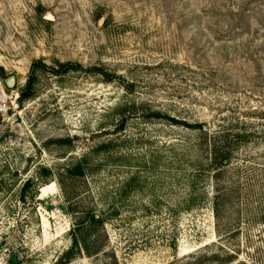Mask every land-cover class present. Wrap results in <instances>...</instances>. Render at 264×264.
Segmentation results:
<instances>
[{"label":"rangeland","instance_id":"rangeland-1","mask_svg":"<svg viewBox=\"0 0 264 264\" xmlns=\"http://www.w3.org/2000/svg\"><path fill=\"white\" fill-rule=\"evenodd\" d=\"M0 97V264H264V0H0Z\"/></svg>","mask_w":264,"mask_h":264},{"label":"trees","instance_id":"trees-1","mask_svg":"<svg viewBox=\"0 0 264 264\" xmlns=\"http://www.w3.org/2000/svg\"><path fill=\"white\" fill-rule=\"evenodd\" d=\"M37 66L42 68V69L46 68V66H44L39 61H32L30 63L29 72H28V76L26 78L25 84L19 90V96H18L19 99L25 98V97H27V96H29L31 94V85H32V82H33V79H34L33 72H34V69ZM56 66H57L56 69H54V68H46V69H49V71H51L52 73L61 74V73H64V72H66L68 70H73V69L78 67L77 64H73V63H70V62L58 63ZM169 121L176 123V121L173 120L172 118H169ZM188 127H190V125ZM191 127H193V126H191ZM195 127L200 129L201 132H205L204 130H202L201 125L196 124ZM67 172H68L69 175H81L82 168L79 165H77V166H75V168H67ZM217 203H218V200H216V202L213 205L212 210H211L212 217L214 219L216 218V215H217V212H218ZM88 218H89V222H93V223H99L100 222V219L97 218V216L94 215V214H89ZM72 242H73L72 243L73 244V248H75L76 247L75 246V244H76L75 236H73ZM66 257H67V252L64 255H62V261L63 262H65V260H67Z\"/></svg>","mask_w":264,"mask_h":264},{"label":"water","instance_id":"water-1","mask_svg":"<svg viewBox=\"0 0 264 264\" xmlns=\"http://www.w3.org/2000/svg\"><path fill=\"white\" fill-rule=\"evenodd\" d=\"M44 17L47 18V19H50V16H49L48 13H45ZM105 17H106V13L105 12H103L102 14L99 15V17L96 20V27H100L101 26V24H102V22H103V20H104ZM4 82H5V85L7 87H11L12 84H13V76L12 75L8 76L5 79Z\"/></svg>","mask_w":264,"mask_h":264},{"label":"built area","instance_id":"built-area-1","mask_svg":"<svg viewBox=\"0 0 264 264\" xmlns=\"http://www.w3.org/2000/svg\"><path fill=\"white\" fill-rule=\"evenodd\" d=\"M2 100H3L2 97H0V102H2Z\"/></svg>","mask_w":264,"mask_h":264}]
</instances>
